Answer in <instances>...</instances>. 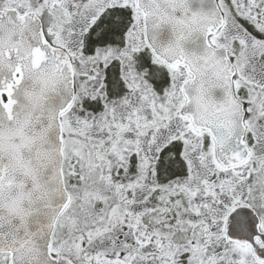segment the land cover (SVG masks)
<instances>
[{"label": "snow or ice", "instance_id": "6c2138e0", "mask_svg": "<svg viewBox=\"0 0 264 264\" xmlns=\"http://www.w3.org/2000/svg\"><path fill=\"white\" fill-rule=\"evenodd\" d=\"M0 264H264V0H0Z\"/></svg>", "mask_w": 264, "mask_h": 264}]
</instances>
